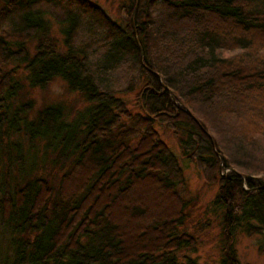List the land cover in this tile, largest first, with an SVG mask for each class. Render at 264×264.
<instances>
[{"label": "trees", "instance_id": "obj_1", "mask_svg": "<svg viewBox=\"0 0 264 264\" xmlns=\"http://www.w3.org/2000/svg\"><path fill=\"white\" fill-rule=\"evenodd\" d=\"M120 8L0 0L1 264H204L176 255L198 241L179 231L197 196L182 161L217 184L216 264H243L238 232L264 236V0ZM55 77L86 103L35 107Z\"/></svg>", "mask_w": 264, "mask_h": 264}, {"label": "rangeland", "instance_id": "obj_2", "mask_svg": "<svg viewBox=\"0 0 264 264\" xmlns=\"http://www.w3.org/2000/svg\"><path fill=\"white\" fill-rule=\"evenodd\" d=\"M103 6L111 17L114 19L121 18L123 10L120 4L126 0H93ZM117 20V19H116ZM29 96L34 99L35 107L42 105L44 102L62 100L73 112L76 108L83 106L86 101L80 93L71 91L67 88L65 81L60 77H55L44 87H34L28 89ZM134 92L127 94L131 98ZM133 98V97H132ZM133 102V101H132ZM131 102V103H132ZM75 108V109H73ZM161 136L166 143L179 154V147L176 138L168 129L158 126ZM182 166L187 177L186 188L183 190L185 196L195 197L196 206L190 212L187 224L179 226V231L188 230L197 235L198 241L195 244L196 249H181L176 251V255L181 259L180 254L195 257L199 262L204 264H216L221 256L223 247V234L221 232V217L224 207L213 203V198L217 190V184L208 183V179L200 174L197 167L187 161H182ZM207 177V176H206ZM151 202L158 204L160 198L163 199L162 193H152ZM210 204V208H209ZM162 208V207H161ZM160 208V209H161ZM206 222H208L206 224ZM136 224L135 220L129 225L130 228ZM262 233L247 234L240 230L236 235V250L238 258L243 264H264V247L260 246L263 239ZM4 243L0 238V264L4 258L2 249Z\"/></svg>", "mask_w": 264, "mask_h": 264}, {"label": "water", "instance_id": "obj_3", "mask_svg": "<svg viewBox=\"0 0 264 264\" xmlns=\"http://www.w3.org/2000/svg\"><path fill=\"white\" fill-rule=\"evenodd\" d=\"M188 112H190V111H188Z\"/></svg>", "mask_w": 264, "mask_h": 264}]
</instances>
